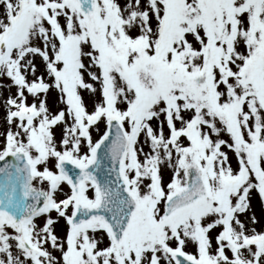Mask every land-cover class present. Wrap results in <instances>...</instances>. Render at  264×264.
Segmentation results:
<instances>
[{
  "label": "snow or ice",
  "instance_id": "obj_1",
  "mask_svg": "<svg viewBox=\"0 0 264 264\" xmlns=\"http://www.w3.org/2000/svg\"><path fill=\"white\" fill-rule=\"evenodd\" d=\"M0 264H264V0H0Z\"/></svg>",
  "mask_w": 264,
  "mask_h": 264
}]
</instances>
